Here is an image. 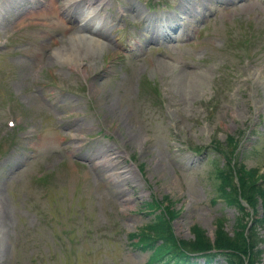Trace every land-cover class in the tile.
Returning a JSON list of instances; mask_svg holds the SVG:
<instances>
[{"label":"rangeland","instance_id":"obj_1","mask_svg":"<svg viewBox=\"0 0 264 264\" xmlns=\"http://www.w3.org/2000/svg\"><path fill=\"white\" fill-rule=\"evenodd\" d=\"M40 1L0 0V264H147L127 237L159 212L144 208L152 198L179 240L193 226L213 240L220 219L232 233L209 145L234 136L264 173V0L78 5L101 42L71 57L79 72L50 58L52 38L69 37L55 16L24 15ZM183 69L199 83L183 85Z\"/></svg>","mask_w":264,"mask_h":264},{"label":"trees","instance_id":"obj_2","mask_svg":"<svg viewBox=\"0 0 264 264\" xmlns=\"http://www.w3.org/2000/svg\"><path fill=\"white\" fill-rule=\"evenodd\" d=\"M231 141L233 137L228 138V142ZM213 142L226 162L217 171L221 180L220 196L228 205L236 207L240 214L236 228L232 233L227 232L224 219H220L213 240L195 226L191 227L192 239L179 240L170 225L171 219H174L172 213L163 210L155 222L143 227L138 235H132L138 238L134 243L137 248L153 250L150 261L166 259L165 264H180L186 262L192 254H202L209 258L221 255L227 264H261L260 245L264 242L260 236V231H264V176L257 175L256 170L246 171L242 165H237L236 149L228 151L226 146L217 141ZM243 201L252 208L253 215H257L255 209L261 206V215L252 218L243 207ZM147 206L152 208L156 204L152 202ZM246 218L253 221L251 225L245 223ZM159 240L161 242L156 245Z\"/></svg>","mask_w":264,"mask_h":264},{"label":"bare ground","instance_id":"obj_3","mask_svg":"<svg viewBox=\"0 0 264 264\" xmlns=\"http://www.w3.org/2000/svg\"><path fill=\"white\" fill-rule=\"evenodd\" d=\"M99 1V0H98ZM78 5H84L89 6V5H95L94 0H64L61 3H58L56 1L51 2L50 0H41V5L39 6H34L33 8L26 9L24 12V15L27 18L31 17H40V16H46L48 14H52L56 18V24H60L64 27V35H69L68 38L65 40V45L63 46H57L56 41L54 38H52V44L56 46L55 48V53L50 56V58L53 57H63L64 59L68 60L67 63V69L72 72H79V68L76 66H71L73 60V56L76 55L78 57H85L86 58V41L95 47H99L100 41L98 39H95L91 36H87L84 34L86 31V26L85 25H79L78 22L75 24L73 27H66L65 26V19L66 18H75L76 20L80 21H85L86 19H90L92 21L93 19L90 17L89 13L86 12H80L78 14H75L76 7ZM96 6H104L103 2L97 3L94 7ZM133 16L136 14L134 10H132ZM23 15V14H22ZM21 15V16H22ZM6 16L3 15L0 12V22L2 23L4 18ZM20 17V14H19ZM89 31H92V28L90 27ZM97 33H100L96 31ZM99 35V34H97ZM71 37V39H70ZM74 47V48H72ZM73 57V58H71ZM85 66L83 67V69ZM167 67H165L166 69ZM85 70H82L83 73H85ZM178 78L179 81L189 87H193L199 83V77L196 76L195 72L192 70H186L183 69L178 72ZM3 205L0 203V207Z\"/></svg>","mask_w":264,"mask_h":264}]
</instances>
